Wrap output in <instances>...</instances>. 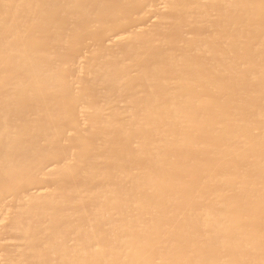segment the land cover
I'll use <instances>...</instances> for the list:
<instances>
[{"label": "bare ground", "instance_id": "1", "mask_svg": "<svg viewBox=\"0 0 264 264\" xmlns=\"http://www.w3.org/2000/svg\"><path fill=\"white\" fill-rule=\"evenodd\" d=\"M5 229L0 264H264V0H0Z\"/></svg>", "mask_w": 264, "mask_h": 264}, {"label": "rangeland", "instance_id": "2", "mask_svg": "<svg viewBox=\"0 0 264 264\" xmlns=\"http://www.w3.org/2000/svg\"><path fill=\"white\" fill-rule=\"evenodd\" d=\"M141 21H142V22H141ZM141 21L138 22L139 24H138V23H136V24H137V25H144V23H147L145 20H141ZM143 21H145V22H143ZM133 26H134V24H133ZM129 28H130V27H129ZM129 28H128V29H129ZM124 29H125V28H124ZM124 29L121 28L120 31L122 32V31H124ZM126 29H127V28H126ZM128 29H127V30H128ZM117 31H118V30H117ZM117 31H116V32H117ZM125 31H126V30H125ZM116 32H115V33H116ZM118 33H119V32H118ZM118 33H116V34H118ZM159 33H160V32H159ZM164 33H165V32H161L160 34H158V35L160 36L159 38L164 39V38H162V36H164V37H167V36H168L167 33H165V35H164ZM116 34H115V35H116ZM162 34H163V35H162ZM166 34H167V36H166ZM112 35H114V32L111 33V36H112ZM97 40H98V39H97ZM102 40H103V38H102ZM102 40H101V37H100V40H99V41H96V42H97V43H100V45H101V41H102ZM94 43H95V41H94ZM97 43H96V44H97ZM102 43H103V41H102ZM100 45H97V46H100ZM92 140H93V139H92ZM95 141H96V140H95ZM95 141H93V142H95ZM50 161L52 162V160H50ZM46 165H49V163L46 164ZM50 181H52V182H50ZM38 182H39V181L36 180V181L33 182V184H30V187H29V185H28L29 190H28V187L26 186V188H24L25 190H24V189L21 190V191H22L21 193H24V191H25L24 194H26V193H28L27 191H30V190L35 189V188L38 189V187H41L42 189H43V187H44V189H47V188H49V189H53V188H55V187H60L59 184H60L61 186H63V184H64V185H67V184H68V181H67V180H66V182H65V180H64L63 184H62V180H61V182H60L59 180L56 181V182H55L54 180H48V182L46 181L47 183H46L45 181H42L41 183H40V182L38 183ZM53 182H54V184H53ZM69 182H70V181H69ZM34 183H37V185L35 186ZM48 183H49V184H48ZM42 184H43V185H42ZM69 185H70V183H69ZM32 186H33V188H32ZM53 186H54V187H53ZM34 187H35V188H34ZM52 187H53V188H52ZM31 188H32V189H31ZM41 188H40V189H41ZM26 189H27V190H26ZM6 205H7V204H6ZM7 207H8V208H12L11 206L9 207L8 205H7ZM1 216H2V215H1ZM1 235H2V236H0V237H1L2 239H6V240H10V239H11V240H12V239L15 240V239H16V238L14 239V235H13L12 232H10L8 229H5L4 232H1ZM6 236H7V237H6ZM0 250H1V249H0ZM2 250H3V249H2Z\"/></svg>", "mask_w": 264, "mask_h": 264}]
</instances>
